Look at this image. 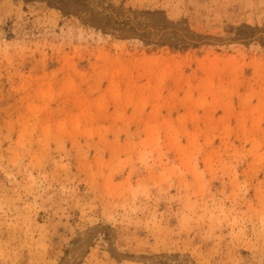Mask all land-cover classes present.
I'll return each mask as SVG.
<instances>
[{
	"label": "rangeland",
	"instance_id": "obj_1",
	"mask_svg": "<svg viewBox=\"0 0 264 264\" xmlns=\"http://www.w3.org/2000/svg\"><path fill=\"white\" fill-rule=\"evenodd\" d=\"M0 264H264V0H0Z\"/></svg>",
	"mask_w": 264,
	"mask_h": 264
},
{
	"label": "trees",
	"instance_id": "obj_2",
	"mask_svg": "<svg viewBox=\"0 0 264 264\" xmlns=\"http://www.w3.org/2000/svg\"><path fill=\"white\" fill-rule=\"evenodd\" d=\"M57 2H59L60 4L66 2V4H72V0H56Z\"/></svg>",
	"mask_w": 264,
	"mask_h": 264
}]
</instances>
